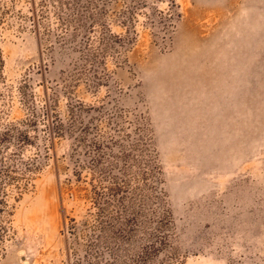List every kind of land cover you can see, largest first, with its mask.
I'll return each mask as SVG.
<instances>
[{"label": "rangeland", "instance_id": "374dc122", "mask_svg": "<svg viewBox=\"0 0 264 264\" xmlns=\"http://www.w3.org/2000/svg\"><path fill=\"white\" fill-rule=\"evenodd\" d=\"M4 133L0 264H264V0H0Z\"/></svg>", "mask_w": 264, "mask_h": 264}, {"label": "trees", "instance_id": "16d2710c", "mask_svg": "<svg viewBox=\"0 0 264 264\" xmlns=\"http://www.w3.org/2000/svg\"><path fill=\"white\" fill-rule=\"evenodd\" d=\"M17 142L19 143V144H24V143H26L27 142V135L26 134H24V132H17ZM3 136H7V134L6 133H4L3 135H1V138H0V144H8L9 143V141H7L6 139V137H3ZM2 149L3 148H1L0 149V159L1 158H3L2 156H1V153H2ZM5 149H7V147L5 146ZM9 172V169H4L3 171H1V173H8ZM8 175V174H7Z\"/></svg>", "mask_w": 264, "mask_h": 264}]
</instances>
